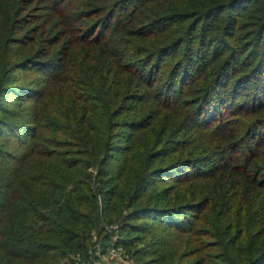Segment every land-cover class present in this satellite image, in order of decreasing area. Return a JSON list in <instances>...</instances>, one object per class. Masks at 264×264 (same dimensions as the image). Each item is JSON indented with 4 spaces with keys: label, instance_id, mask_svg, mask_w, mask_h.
I'll use <instances>...</instances> for the list:
<instances>
[{
    "label": "trees",
    "instance_id": "obj_1",
    "mask_svg": "<svg viewBox=\"0 0 264 264\" xmlns=\"http://www.w3.org/2000/svg\"><path fill=\"white\" fill-rule=\"evenodd\" d=\"M114 225L135 264H264V0H0V264Z\"/></svg>",
    "mask_w": 264,
    "mask_h": 264
},
{
    "label": "rangeland",
    "instance_id": "obj_2",
    "mask_svg": "<svg viewBox=\"0 0 264 264\" xmlns=\"http://www.w3.org/2000/svg\"><path fill=\"white\" fill-rule=\"evenodd\" d=\"M5 1L6 0H2V2ZM170 118H171L170 120H173V122H177L181 124L180 122L182 121V119L180 118V116H170ZM20 119L22 122L25 120V118L22 117ZM111 249H112V244L107 245V247L104 248L102 244L93 241V244L89 248L90 250L89 256L87 259L84 260L81 258L82 263L83 264H135V262H133L132 260V257L127 252L126 253L128 254L129 257H126V259L123 260L119 256H112L110 254Z\"/></svg>",
    "mask_w": 264,
    "mask_h": 264
},
{
    "label": "built area",
    "instance_id": "obj_3",
    "mask_svg": "<svg viewBox=\"0 0 264 264\" xmlns=\"http://www.w3.org/2000/svg\"><path fill=\"white\" fill-rule=\"evenodd\" d=\"M109 231L112 232L113 234H115L114 238L112 239V242L110 243V245L112 244V249L110 251V254L112 256H119L121 259L125 260L126 257H129V256L126 253V251L122 247H119L117 244L118 240L120 238L119 225H114V226L110 227ZM95 241H97V240L94 239V242ZM89 253H90V250H89ZM61 264H83V263H82L81 258L73 256V257H69L66 260L62 261Z\"/></svg>",
    "mask_w": 264,
    "mask_h": 264
}]
</instances>
